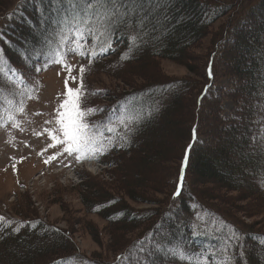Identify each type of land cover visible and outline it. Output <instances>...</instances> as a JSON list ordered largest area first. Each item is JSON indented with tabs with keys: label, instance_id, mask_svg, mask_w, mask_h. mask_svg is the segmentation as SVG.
<instances>
[{
	"label": "rangeland",
	"instance_id": "374dc122",
	"mask_svg": "<svg viewBox=\"0 0 264 264\" xmlns=\"http://www.w3.org/2000/svg\"><path fill=\"white\" fill-rule=\"evenodd\" d=\"M26 1L0 0V30L5 28L2 16L9 12L11 14L13 9L19 19L18 12L22 11ZM123 1L122 4L126 5L124 9L130 13V5L132 9L143 4L144 8L151 7L150 10L159 7L167 9L178 0H141L142 3L140 0ZM201 1L209 8L218 5L220 14L184 50V54L175 59L153 56L155 49H152L147 61L141 56L135 57L137 42L149 43L144 34H139L137 38L130 37V50H127V41L114 33L107 48L97 51L98 45L106 39L105 25L100 21L102 30L88 25L87 20L91 18L83 20L82 24L73 23L69 29L61 32L59 38L46 39L47 26L53 18L43 17L40 28H34L39 35L37 44H31L29 40L26 43L28 53H20V46L14 43L20 49L19 55L11 52L16 59L8 64L16 70L14 74L20 79L15 87L4 77L15 89V98L3 106L9 112L0 119V242L12 232L24 233L26 227L22 221L31 223L35 220L43 222L48 228L58 229L61 235L70 238L75 248V257L79 259L78 264H116V258L121 253H136L142 259L134 264H146L145 255L140 250L152 245V234L157 226L161 225V230L169 236V226L178 227L182 223L175 214L185 195L181 194L177 199L173 192L181 184L182 173L179 169L183 149L192 145L188 141L192 122L198 125L194 142L201 144L194 147L196 150L200 148L201 152L209 154L213 147L226 144V157L216 160L221 161L218 166V173L221 175L231 176L234 181L246 180L250 177L236 171V168L243 171L251 158L256 159L258 168L264 165V150L258 151L253 144L239 149L241 141L238 136L242 133L241 128L234 133L236 138H230L222 130L223 133L217 140L213 136L214 132L211 134L212 129H217L218 126L211 120V107L208 106L207 97L202 99L201 104L196 101L197 93L205 83L212 82L209 86L213 87L212 94L222 92V95L228 93L227 89L233 91L239 85L230 71V67L237 65L231 55H243L247 61V51L253 39L260 32V35L264 34L262 29L259 30L261 24H264L263 10L255 9L262 0ZM82 9H85L83 5ZM138 11V15H145L141 8ZM124 13L120 9L118 16ZM136 19L146 28L158 25L162 33L172 32L173 39L183 36V32L173 29L174 24L167 21V18H160L152 24L145 22L143 18ZM188 20V15L181 14L176 23L181 26ZM200 24L201 22L198 25ZM17 26V23L13 25L11 21L10 30L13 34L18 33ZM244 34L246 40L242 41L240 36ZM81 35L88 36L90 41L82 40ZM44 37L48 43L58 42L53 46L55 50L54 55H50L51 62L39 65L42 70L37 73L34 64L29 65L28 61L35 54L36 46L44 45ZM15 41L21 45L18 39ZM263 48L260 46L259 50ZM67 57L73 60H68ZM212 57L213 76L208 79L203 68L206 61L211 64ZM260 59L264 61V56ZM7 69L8 66L5 67V72ZM257 70L255 78L248 80V84L257 82L256 77H264V66ZM69 77L74 79H68L67 86L73 89L76 110L82 113L75 118L82 127L84 124L93 125L97 134L94 139L99 146H103V155L96 154L91 157L93 159L85 161H81V157L90 156L89 151L76 154L81 156L79 160L76 155H69L64 151L66 145L62 143L64 137L58 123L60 117L57 110L60 103L68 98L65 86L66 78ZM155 81L161 82L165 88L167 84L181 83L184 92L181 98L178 96L180 115L177 109L173 116L170 109L165 112L170 101L168 98L166 103L160 102L159 98H165L163 89H151L150 92L147 90L141 94L142 90ZM125 93H138L146 101V97L156 99L154 115L156 114L155 118L158 117L157 125L160 126L153 124L155 127L152 130L157 128L154 136L148 130L149 125H146L142 134L135 133L138 113L134 116L123 113L120 120H105V112H112L113 109L116 112L121 103H126V98H121ZM146 104L140 103L141 108ZM220 107L224 115H229L235 103L224 98ZM254 121L255 136H262L264 108L262 113L254 117ZM140 127L141 125L138 130ZM82 135L87 137L84 127ZM52 136L56 139L53 140ZM149 136L154 145L145 147L142 143ZM262 146L264 147V143ZM155 152H162V156L158 160L152 158V161L155 160L153 164L150 156ZM193 174L188 169L185 170L184 193H187L186 197H191V202L199 204L201 209L189 210V226L193 231L216 227L217 239L210 246L203 236L196 239L188 237V228H185L182 240L186 244L179 242L167 245L166 261H156L160 264H251L252 260H256L258 264H264V177L256 184V188L249 183L250 178L244 182L246 188L230 190L214 182L197 181ZM190 178L194 183L189 186ZM84 184L93 187L86 188ZM132 195L136 199L130 198ZM101 202H106V206H113L117 202L122 205L120 209L128 208L137 216L139 212H143L144 216L148 214L152 216L151 224L150 220H142L139 225L137 222L124 225L121 222L115 223L118 220L113 222L106 215L98 213L105 210L96 211V203ZM152 209L155 210V215L151 213ZM146 210H149L148 213ZM164 213L170 214V218H163ZM207 215L220 219L208 224ZM204 246H210L211 251H203L200 255L196 248ZM50 260L51 257L45 262Z\"/></svg>",
	"mask_w": 264,
	"mask_h": 264
},
{
	"label": "trees",
	"instance_id": "16d2710c",
	"mask_svg": "<svg viewBox=\"0 0 264 264\" xmlns=\"http://www.w3.org/2000/svg\"><path fill=\"white\" fill-rule=\"evenodd\" d=\"M123 2V0H27L22 11L18 12L20 15L19 19L16 18L17 13L13 9L11 14L9 12L5 16H2V24L5 26V28H7L8 33L2 35L0 44L1 53L9 62H14L16 58L11 52L16 48L17 51L20 50L17 47L19 44L15 41V39L20 41L21 45L19 46L21 48V52L28 53L29 49L25 47L27 41L29 40L31 44H37L39 39L38 32L34 31V28L37 26L40 28L43 17L48 18L51 16L53 20L51 21V24L47 26L48 34L46 35V39L47 37L55 39L59 38L58 36L61 35V32L66 31L73 23L79 22L82 24L84 22L83 20L91 18L87 20L88 25H92L99 30L103 29L101 26H99L100 21H102V23L105 25L104 35L106 36V39L102 40V45H109L112 35L117 33V35H121V37L127 41L125 47H127V50H130V37L137 38L139 34H144L148 38L149 43L145 44L144 42H137V55L135 57L141 56L147 61L152 49H155L153 56L169 57L175 59V57L183 55L184 50H187L188 47L191 46V44L203 34L205 27L209 25V23L213 21L218 14H220V7H218V5L209 8L207 4L203 3L201 0H178L176 3H172V7L167 9H164L166 7H159L150 10L151 7L144 8V4L139 5L138 8H141L146 16L143 14L138 15V8L132 9V5H130V13H128L129 11L126 12V9H124L126 5L122 4ZM139 2L142 3L141 0ZM82 5L85 7V9H82ZM120 9L125 12L122 16H118V11H120ZM255 9H262V13H264V0L258 3ZM181 14L188 15L190 20H188V22L182 23L181 26H178L176 21H178ZM72 16L74 17L73 19L71 18ZM138 17L140 19H145V22L151 24L160 18H167V21H169L171 24H174L173 29L183 32V36L180 39H173L171 38V36L174 35L172 32L162 33L159 31L161 27L158 25H154V27L151 26V28H146L144 25H141L137 22L136 18ZM11 21L13 22V25L15 23L18 24L17 34H13L12 31L8 30V28H10ZM199 22H201L200 25H198ZM261 25L263 28L260 27L259 30L262 29V31H264V24ZM86 33L88 32L86 31ZM260 34L253 39L252 45L247 51V61L245 60L246 57H243V55H231V59H233L234 63L237 65L234 64V66L230 67V71L234 81L239 85L235 87L233 91L231 89H227L226 91L228 93L222 95V92H219V94L217 92L212 94L213 87H209L212 85V82H208L201 85L196 99V101L201 104L202 99L205 96L207 97L206 100L209 102L208 106L211 107V120L217 123L218 126L217 129H212L211 134L214 132L213 136L216 137L217 140L223 132L227 133L230 138H236L237 136H235L234 133L239 128H241L242 133L238 136L241 141V146L239 149L244 147L247 148L249 145L253 144L254 147L258 149V151L260 149L264 150V147L262 146V143H264V137L262 136H264V134L262 136H255L254 117H256L258 113H262V109L264 108V77H256L257 82L252 84H248V80L255 78V75L258 72L257 68L264 66V63H262L264 61L260 59L262 56H264V48L263 50H259L260 46L264 47V34ZM245 38V34L240 36V40L242 41L246 40ZM46 39L45 37L43 39L45 42L44 45L36 46L35 49L38 50L35 52L36 56H45L48 53L44 52L45 50L43 49L52 48L53 44L48 43ZM14 43H16L17 46L14 45ZM255 51L258 52L256 53ZM211 59V64L206 61L203 68L204 75L208 79L213 76L212 64L214 60L213 57ZM210 72L211 75H209ZM159 88L163 89L165 92V98H159L160 102L165 101L166 103L168 98L170 101L169 106L165 109V112L170 109V114L173 116L177 109V113L180 115L181 107L179 106L178 96L181 98L184 92V90H182L181 83H177L175 85L167 84L165 88V85H163L161 82L155 81L147 88L142 90L141 94L144 93V91L149 90L150 92L151 89ZM0 95H2L1 86ZM141 97L143 96L139 95L138 93H125L121 98H126V103H121V107L122 109L124 107L126 114L129 113L134 116L135 113H138L136 116L138 121L135 126V133H137V135L142 134L145 128L149 125V129H147L151 130L153 134L152 136H154V130L157 128L152 130L153 127H155V125L160 126L157 125L159 121L156 119L158 117L155 118L156 114L154 115L155 109L157 107L156 99L152 100L146 97L148 101L147 102L146 99L144 100ZM224 98L230 99L235 103V109L233 108L229 115H224L222 113V108L220 107V103H222ZM145 102L147 104L144 106V108H141L140 103ZM140 125L141 127L138 130ZM197 128L198 125L193 124V122L189 126L188 141L193 145L191 150L194 147L201 145L194 142L196 138L193 139L194 133L196 135L198 133ZM145 138H147L144 140L145 143H142L146 145L145 147L148 145H154L152 141L150 142V136ZM158 141L161 142L159 139ZM166 146L167 145L165 144V150ZM199 149H195L193 153L191 152L192 154L189 156V162L187 165L188 172L191 174L194 173V178H196L197 181L214 182L220 185V187L226 189L239 190L242 187L246 188V184L244 182L246 180L249 181L250 178L252 179L249 181V183L256 188V184L262 179V177H264V165L258 168L256 159L251 158L246 162L243 171L239 167L235 169L240 173L243 172L250 178L246 180L240 179L241 181H234L231 179V176L226 177L225 175L218 173V166L221 165V161L216 160L226 157V144H219V147L216 148L213 147L209 154L203 151L201 152ZM162 152H155L156 154L151 155V161L152 158L155 160L160 159ZM155 160H153L152 163ZM230 167H232V165ZM193 183L194 182L190 178L189 186ZM184 184L185 179L180 193V195L182 194V196H185L178 204L179 209L175 214V217L177 218L178 216V218L182 220V223L178 227L170 225L169 236L167 232L161 230V225L157 226L152 234V245H150L148 248L145 246V249L140 250L145 255L144 260L146 264H160L158 261H156L157 259L165 262L167 245L179 242L186 244L182 240V236L184 235L183 230L185 228H188V237L191 236L193 239H196L199 236H203L205 238L206 244H210V246L217 239L218 231L216 227L197 231H193V228H190L188 215L189 210L191 209V211H195L196 208L201 209V207L199 204L191 202L190 196L186 197L187 193H184ZM84 186L86 188L93 187L90 184H84ZM95 193L97 192H94V194ZM192 195L194 196L193 193ZM179 196L176 198L179 199ZM130 198L136 199V196L132 195ZM101 203H96V209H98L96 211L105 210V212L98 213L101 215H106L108 217L107 219L112 220L113 222L115 219L118 220L115 223L121 222L122 225H124L127 223L129 224L137 222V225H139L138 223L142 220L149 221L152 219V216H149L148 214L144 216L143 212H139V215L137 216L132 210H128V208H125L126 210L120 209L122 205L117 202H115L113 206H106V202ZM148 211L149 210H146L145 212L148 213ZM152 211L153 212L151 213L155 215V210L152 209ZM162 217L170 218V214L166 213L165 216ZM206 218L208 224H210L212 221L218 222V219H220L218 217H213V215H207ZM199 219H201V216H199ZM24 222H26V224ZM149 222L151 224V220ZM22 224L26 227L24 233L20 231H17V233L12 232L9 234V236L6 235L3 237V241L0 242V264H58V261H61L59 264H75V260L77 258L75 257V248L72 245L70 238L64 237L63 234L61 235L60 231L56 228L46 227L43 222H35V220L31 223L29 221H22ZM210 246L199 248V253H202L203 251L210 252ZM46 257L47 259L51 257V260L49 262H45L47 259L43 261V259ZM141 259L142 258L139 259L137 257L136 253H121L116 258V264H134L138 260L141 261ZM251 264H258V262L256 260H252Z\"/></svg>",
	"mask_w": 264,
	"mask_h": 264
},
{
	"label": "snow or ice",
	"instance_id": "6c2138e0",
	"mask_svg": "<svg viewBox=\"0 0 264 264\" xmlns=\"http://www.w3.org/2000/svg\"><path fill=\"white\" fill-rule=\"evenodd\" d=\"M47 23V21H46ZM40 67H36L35 71L38 73L40 71ZM83 68H81V72L83 73ZM211 75V72L209 73ZM74 78H66V86L65 91L68 98L64 99L62 103H60L59 108L57 110V114L60 117L58 123L61 125L62 134L64 137L63 144L66 145L64 151L69 155H76L82 151H90L94 154L103 155L102 145L100 147L94 146V141L86 138L82 135L83 127L81 126L77 120V115H82V113L78 112L76 100L73 98V89L67 86V80ZM53 140L56 139L55 136L51 137ZM193 145H189L187 149H185V161L188 158L189 152ZM76 159L79 160V155H76ZM48 161H45L47 163ZM185 171V165L182 164L181 172ZM181 180H183V175L181 176ZM181 193V186L177 185V191L174 193V196H179Z\"/></svg>",
	"mask_w": 264,
	"mask_h": 264
},
{
	"label": "bare ground",
	"instance_id": "6f19581e",
	"mask_svg": "<svg viewBox=\"0 0 264 264\" xmlns=\"http://www.w3.org/2000/svg\"><path fill=\"white\" fill-rule=\"evenodd\" d=\"M212 60V59H211Z\"/></svg>",
	"mask_w": 264,
	"mask_h": 264
}]
</instances>
